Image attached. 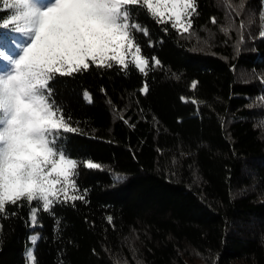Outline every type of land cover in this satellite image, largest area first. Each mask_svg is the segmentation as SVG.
<instances>
[{
	"label": "trees",
	"instance_id": "16d2710c",
	"mask_svg": "<svg viewBox=\"0 0 264 264\" xmlns=\"http://www.w3.org/2000/svg\"><path fill=\"white\" fill-rule=\"evenodd\" d=\"M197 3L199 41L137 10L148 29L136 34L147 75L91 67L52 81L78 129L60 146L102 167L80 166L85 199L57 203L35 224L26 202L9 205L0 216V264H27L25 247L37 234L36 264H264V0H245L239 16L224 0ZM8 15L0 8V18ZM241 20L237 46L238 33L220 27ZM13 41L26 42L0 28V47L17 55Z\"/></svg>",
	"mask_w": 264,
	"mask_h": 264
},
{
	"label": "snow or ice",
	"instance_id": "6c2138e0",
	"mask_svg": "<svg viewBox=\"0 0 264 264\" xmlns=\"http://www.w3.org/2000/svg\"><path fill=\"white\" fill-rule=\"evenodd\" d=\"M225 7L243 11L245 0H224ZM9 15L0 18V28L21 34L26 40L13 41L18 54L0 47V58L9 70L0 71V216L9 205L29 206L33 224L39 212H51L57 203L84 200L76 183L78 168L100 169L92 160L77 161L60 146L63 134L78 131L54 96L57 76H73L91 67L122 70L135 67L147 75L149 58L143 54L137 33L148 29L137 22V10L145 11L157 23L171 25L180 35L196 36L194 16L197 0H0ZM259 36L264 38V13ZM216 24V18H211ZM246 25L234 21L222 25L225 36L238 33L243 43ZM152 63L161 67L158 58ZM197 82L191 87L195 89ZM149 91L147 83L142 92ZM91 102V97H88ZM182 99H184L182 97ZM264 101V97L259 98ZM196 103L195 100L191 101ZM117 180L123 177L117 176ZM35 202V205H34ZM109 223L112 217L108 218ZM2 231V227H0ZM33 245L40 239L32 238ZM30 264L35 256L28 252Z\"/></svg>",
	"mask_w": 264,
	"mask_h": 264
},
{
	"label": "rangeland",
	"instance_id": "374dc122",
	"mask_svg": "<svg viewBox=\"0 0 264 264\" xmlns=\"http://www.w3.org/2000/svg\"><path fill=\"white\" fill-rule=\"evenodd\" d=\"M34 235H31V237L29 238V241L27 242V244H26V247H25V256H26V258H27V264H30V260H29V257H28V252H29V250L31 249L32 250V252H33V254H34V248H35V245H33V242H32V237H33ZM36 244V243H35ZM35 256V255H34Z\"/></svg>",
	"mask_w": 264,
	"mask_h": 264
}]
</instances>
